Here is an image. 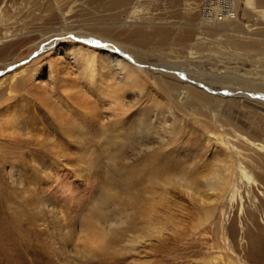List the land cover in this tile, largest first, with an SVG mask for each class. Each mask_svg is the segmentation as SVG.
Wrapping results in <instances>:
<instances>
[{
    "label": "rangeland",
    "instance_id": "rangeland-1",
    "mask_svg": "<svg viewBox=\"0 0 264 264\" xmlns=\"http://www.w3.org/2000/svg\"><path fill=\"white\" fill-rule=\"evenodd\" d=\"M234 1L231 18L207 22L203 0H0V264H264L262 188L235 173L238 159L262 164L264 0ZM73 35L114 45L140 72L121 97L125 131L79 73ZM184 73L211 96L196 111L170 89ZM100 222L114 224L102 245L83 236Z\"/></svg>",
    "mask_w": 264,
    "mask_h": 264
},
{
    "label": "bare ground",
    "instance_id": "bare-ground-1",
    "mask_svg": "<svg viewBox=\"0 0 264 264\" xmlns=\"http://www.w3.org/2000/svg\"><path fill=\"white\" fill-rule=\"evenodd\" d=\"M115 1L121 2V1H125V0H115ZM203 1H207V0H203ZM223 1H226L227 3L222 2V4H220V6L229 7V10H232V13L234 15V12H235L234 10L236 9L235 1L234 0H223ZM205 4H209V3H205ZM215 11L216 12L219 11V8H215ZM231 17L232 16L224 15L220 19H215L214 21L207 19L203 16L200 18L203 21H207V22H222L226 18L228 19ZM74 37H75V39L79 40V44H78L79 46H76L77 47L76 49H78V53L77 52L73 53V54L77 53V56H76V54L74 56L75 58L80 57L79 59H75L81 65V67L79 69V73L86 77L89 88L92 91L99 93L103 97H107L109 106L106 107V109L109 110L110 114H111L110 123L119 124L120 128L119 127L118 128L120 129V133L125 131V129H126L125 128V124H126L125 121H127L129 118H126L127 113H126L124 107L128 108L129 104L125 103V101L124 102L121 101L122 100L121 97L125 96L124 92L127 91V88L129 86L135 85L136 82L131 83V81L137 80V75H140V72L138 71V69H135L133 64H131V62H132L131 59L126 54H124L120 49L115 47L114 45L107 43L106 41H103L101 39H96L95 37H87V36H82V37L74 36ZM65 41H68V39ZM57 45H59V44L58 43L56 44L55 40L54 41L50 40L49 42L45 43L44 49H45V51L46 50L47 51L48 50L55 51L56 47H58ZM95 51H97V52H95ZM72 52H73V49H72ZM105 63L109 64L111 66L110 73H114L117 70L122 71L121 72L122 77H120L121 78L120 82L117 81V79L110 73L108 75L107 74L103 75ZM123 63H126L127 66H125V64H123ZM128 77H130V79H128ZM179 77H182L181 79H185V82L181 81V83H180ZM171 78L173 80H175V82H178V83L169 82L170 83V89L177 91L179 94H184V99H178V100L181 101L180 103L183 102L186 104L187 110L189 109L192 111H196L195 100L205 101L207 103H209V101H211V96L206 95L201 90V88H203V86H199L198 82H196V80L194 78L193 79L189 78L185 73L182 76H180L178 74L172 75ZM59 85L61 88L65 84L63 81H61L59 83ZM54 86H57V84H54ZM41 89H43V88H41ZM55 89H57V88H55ZM130 92H132V91L130 90ZM245 96H248L250 98L249 94H246ZM259 97H260V95H259ZM262 98H264V96H262L261 99ZM218 101L220 102L222 100H218ZM242 101H243V104L240 105L242 107L246 108V106L248 105L249 106V107L247 106L248 108H250V107L253 109L258 108L260 111H263V106H259V104L251 102L249 100H248V102L246 100H242ZM262 102H264V99L262 100ZM216 103H217V100H216ZM245 104H246V106H243ZM217 105L218 106H216V104H215L216 108H219V106H220L219 103ZM197 109H198V107H197ZM251 111H252V109H251ZM83 115H84L85 119H86V117L88 118L91 115L90 116L91 119L98 122L97 112H95V110L92 111V114H90V115H87L86 112H84ZM93 116H95V117H93ZM142 119H144V118H142ZM251 124H252V122H251ZM248 126L253 127L255 130H257L259 132H261V130H262V129H259L256 125L251 126L248 123ZM118 128H116L114 135L118 134L117 133ZM240 130L243 131V133H247V134L250 133L249 128L245 124H241ZM141 135L143 136L144 133H142ZM239 137H241V140H243V142L249 143L250 145H252L250 142L251 140H249L246 135L240 134ZM254 137L256 138V140L261 141L258 144L260 145L259 146L260 149L263 150V153L260 157L262 159V161H261L262 164H259V165L257 164L256 167L252 166L253 171L250 172L246 167L247 161L244 163L238 159V162L235 164V173L238 176H240L242 182H243V180L246 182L247 187L246 186L245 187H246L247 191L250 190V188L254 187V186L262 188L261 191L258 190L263 197L262 205L259 206V210L261 211L262 216H261V219L259 220V217L257 218L252 213V215H253L252 223L254 224V227L256 229L255 234H254L255 241L257 243H261V247H260L261 249L259 251L264 253V136H262V135L259 136V134L257 132H255ZM225 142H226L225 140H220L221 144H225ZM252 147L256 148L253 145H252ZM229 149H230V152H234V154L236 153V155L240 156V159H241V156H244L242 154V152L236 150L237 148L233 145H231L229 147ZM232 155H233V153H232ZM244 157H246V156H244ZM230 158H231V156H229V161H230ZM253 163H255V162H253ZM231 167L232 166L230 163L226 167V171L228 172V174L230 172ZM2 173L0 170V192H2V189L4 187L2 178H5L2 176L3 175ZM235 181H234V184L236 185V187L238 189L240 187V185H238V183H235ZM227 182H228V179H227V177H225V180H221V179L219 181H218V179H216L214 181L212 180V182L207 183V186L210 189L211 188L212 189H221L222 186ZM0 200H3V202L5 200V198L2 196V194H1ZM104 200H107V199L104 198ZM120 217L123 219V222H124L126 219V216H120ZM117 222H119V221H117ZM100 224L104 228H101V230H99V231H96L94 228H91L92 226L86 224L87 226H85V228H84V231L86 232V234L83 235L85 237H88L90 242L96 243L98 245H102L106 242V240L108 239L107 238L108 234L110 232H112V230H113L112 228H114V224H107L104 222H100ZM14 225H16V224H14ZM17 227H20V226H17ZM26 238H28V236Z\"/></svg>",
    "mask_w": 264,
    "mask_h": 264
},
{
    "label": "built area",
    "instance_id": "built-area-1",
    "mask_svg": "<svg viewBox=\"0 0 264 264\" xmlns=\"http://www.w3.org/2000/svg\"><path fill=\"white\" fill-rule=\"evenodd\" d=\"M207 1H203L204 4L201 5L200 10L198 11L201 17L203 16L207 19L214 21L215 19H220L224 15L233 16L232 10H229V7L220 6L223 0H207ZM205 3H209V4H205ZM215 8H219V11L216 12Z\"/></svg>",
    "mask_w": 264,
    "mask_h": 264
}]
</instances>
